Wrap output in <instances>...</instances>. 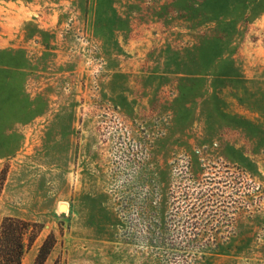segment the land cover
I'll use <instances>...</instances> for the list:
<instances>
[{"label":"rangeland","instance_id":"374dc122","mask_svg":"<svg viewBox=\"0 0 264 264\" xmlns=\"http://www.w3.org/2000/svg\"><path fill=\"white\" fill-rule=\"evenodd\" d=\"M0 184L21 264H264V0H0Z\"/></svg>","mask_w":264,"mask_h":264},{"label":"trees","instance_id":"16d2710c","mask_svg":"<svg viewBox=\"0 0 264 264\" xmlns=\"http://www.w3.org/2000/svg\"><path fill=\"white\" fill-rule=\"evenodd\" d=\"M36 228H40V226L18 218H3L0 224V264H21L25 250V238L27 237L28 243H31L38 230L29 235V229ZM54 243V237L48 235L40 245L33 264H42Z\"/></svg>","mask_w":264,"mask_h":264}]
</instances>
